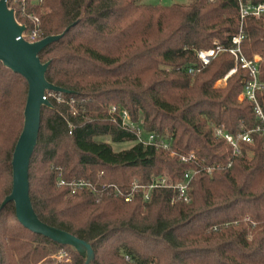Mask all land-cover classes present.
Returning <instances> with one entry per match:
<instances>
[{
    "label": "trees",
    "instance_id": "obj_1",
    "mask_svg": "<svg viewBox=\"0 0 264 264\" xmlns=\"http://www.w3.org/2000/svg\"><path fill=\"white\" fill-rule=\"evenodd\" d=\"M240 2L264 0L172 6L42 0L27 7L42 23V38L69 27L38 54L49 62L46 80L68 92L49 91L51 107L40 109L28 170L30 201L42 222L90 243V264H264V123L252 103L238 100L250 80L248 70L238 67L224 86L214 87L234 66L227 51L195 74L185 70L199 66L197 50L214 42L232 46ZM244 33L241 52L248 60L261 57L258 78L264 84V12L246 17ZM26 94L25 79L0 62V204L11 189V156ZM257 99L264 114V86ZM216 127L234 136L251 131V143L242 142V154L230 166L232 150L215 137ZM140 134H152L155 141L138 142ZM122 142L132 145L112 149ZM189 154L192 159L181 160ZM206 168H212L210 174ZM187 171H193L188 202L172 203L171 189L154 190L148 201L136 196L125 202L110 187L126 192L133 182L145 184L164 173L178 182ZM79 180L91 186L72 193L67 184ZM0 225L1 241L22 238L29 250L24 257L31 256L6 260L0 242V264H35L46 251L59 249L70 251L69 263L41 264H84L71 246L24 228L12 202L0 208ZM8 226L18 232L15 237L5 232ZM106 247L114 263L103 261Z\"/></svg>",
    "mask_w": 264,
    "mask_h": 264
},
{
    "label": "water",
    "instance_id": "obj_2",
    "mask_svg": "<svg viewBox=\"0 0 264 264\" xmlns=\"http://www.w3.org/2000/svg\"><path fill=\"white\" fill-rule=\"evenodd\" d=\"M24 30L25 26L15 21L13 11L7 9L5 0H0V62L12 72L21 75L27 83L22 129L11 156V189L1 202L0 208L12 202L16 219L24 228L58 244L71 246L84 259V264H90L94 259L90 243L42 222L30 201L28 170L37 143L40 109L42 106L51 107L46 98L49 91H68L46 80L45 72L49 62L43 63L38 57L42 49L60 39L65 31L45 36L35 42H27L19 38Z\"/></svg>",
    "mask_w": 264,
    "mask_h": 264
},
{
    "label": "built area",
    "instance_id": "obj_3",
    "mask_svg": "<svg viewBox=\"0 0 264 264\" xmlns=\"http://www.w3.org/2000/svg\"><path fill=\"white\" fill-rule=\"evenodd\" d=\"M42 0H5L7 9L13 11L15 21L25 26V30L22 32L19 38L24 39L27 42H35L42 38V23L38 16L33 13L28 12V6L41 5ZM264 12V3L251 4V3H239V27L238 32L232 36L230 48H225L222 45L214 42L213 46L207 49H199L195 52L197 59L199 60V66H186L185 70L188 73L195 74L200 71L201 68L208 65L213 58H215L219 53L227 51L234 58V66L224 78H227L230 74L234 73L238 67L248 70L250 80L246 81L243 86L242 92L239 94L238 98L240 101L247 100L253 104V110L258 120L264 123V114L262 107L257 99V92L264 86L263 83L259 81V61L260 57L255 56L252 60L246 59L240 49L241 42L244 38V25L245 19L248 16L258 18ZM19 19H18V18ZM22 20H25L23 22ZM116 107H110L109 112L114 113ZM119 116H121L122 123L125 124L128 121V116L125 111H120ZM259 126L254 130H258ZM252 130V131H254ZM251 132V131H250ZM250 132H242L236 136L225 132L221 127H216L214 129V135L216 138H221L227 146L231 148V155L227 160V166H230L232 162V157L240 156L242 154V142L251 143ZM138 142L143 144H152L155 141V137L152 134H147L143 137L142 134L138 135ZM160 145L164 148H168V145L161 140ZM193 158V154L188 156H182L181 160L186 161ZM205 171L210 174L212 168H206ZM193 171H187L183 174L180 181L174 182L169 176L163 174L159 176H153L150 178L148 183H136L133 182L126 192L117 188L114 185L110 187L113 188L116 196H120L125 202L131 201L136 196H140L143 201H148L150 199L151 193L156 189H171L176 192L175 196L172 197L171 202L177 200L188 202L190 201V185L192 179ZM59 184H63V181H59ZM71 192H75L77 189L88 188L91 185L88 182L79 180L68 183Z\"/></svg>",
    "mask_w": 264,
    "mask_h": 264
},
{
    "label": "rangeland",
    "instance_id": "obj_4",
    "mask_svg": "<svg viewBox=\"0 0 264 264\" xmlns=\"http://www.w3.org/2000/svg\"><path fill=\"white\" fill-rule=\"evenodd\" d=\"M189 0H135L136 3H141V4H158L161 6H172L174 4H187ZM260 57V56H258ZM261 60V57H260ZM225 80L226 78H222L218 81L215 82L214 87H222L225 84ZM238 100L240 101V99L238 98ZM22 128V127H21ZM20 134V133H19ZM19 136V135H18ZM16 143V142H15ZM130 145H132V142H122V143H112V149L114 151H119L122 149H125L127 147H129ZM2 151V149L0 148V152ZM165 175H167V173H164ZM168 176V175H167ZM191 189V187H190ZM117 197V196H116ZM0 198H1V191H0ZM3 201V200H2ZM1 201V202H2ZM4 226L0 225V230H2ZM7 231H5L7 233L8 236H12L15 237V234H18V232H13L14 230L9 228V226L7 228ZM2 231L0 232V242H1V250L2 253L4 254V257L6 260L11 258V255L13 256L15 262H19L18 260L24 259V261H27L29 259H31V256L29 258H25L24 254L29 251L27 249V247H25L26 243H24L22 238H19V240L15 241V242H10V243H4L2 242ZM23 248L21 247L23 244ZM27 250V251H26ZM106 252H101V257L103 258V261L105 263H114L115 262V257H113L110 254V248L106 247L105 249H103ZM102 250V251H103ZM47 253L44 254L45 258L41 259L40 261H38L35 264H41L44 260H53L54 263H59V262H70V258H71V253L70 251L66 250V249H59L58 251L52 253L51 251H46ZM33 254V250L31 252ZM38 255V254H37ZM42 255V251L39 252L38 256ZM37 256V257H38ZM30 264H34V263H30Z\"/></svg>",
    "mask_w": 264,
    "mask_h": 264
}]
</instances>
